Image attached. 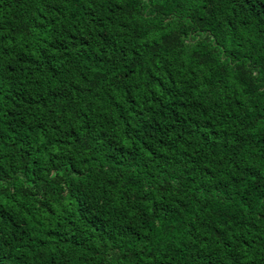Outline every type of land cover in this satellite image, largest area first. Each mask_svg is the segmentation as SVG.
<instances>
[{"label": "trees", "instance_id": "1", "mask_svg": "<svg viewBox=\"0 0 264 264\" xmlns=\"http://www.w3.org/2000/svg\"><path fill=\"white\" fill-rule=\"evenodd\" d=\"M0 264H264V0H0Z\"/></svg>", "mask_w": 264, "mask_h": 264}]
</instances>
